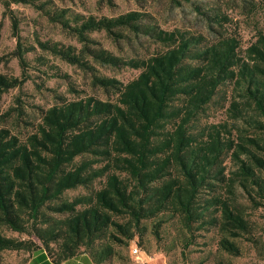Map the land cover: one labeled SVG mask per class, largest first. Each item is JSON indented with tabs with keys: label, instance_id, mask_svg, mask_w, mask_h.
<instances>
[{
	"label": "trees",
	"instance_id": "obj_1",
	"mask_svg": "<svg viewBox=\"0 0 264 264\" xmlns=\"http://www.w3.org/2000/svg\"><path fill=\"white\" fill-rule=\"evenodd\" d=\"M37 1L2 0L6 10L34 5L59 24L79 47L38 40L40 50L90 73L92 86L115 99L57 95L25 139L0 127V254L29 251L30 264H103L136 240L146 250L149 229L158 242L174 220L184 254L211 233L223 255L240 257L243 242L264 254L263 228L247 211L264 209V33L243 49L224 28L228 17L199 0L183 1L204 16L209 41L160 29L138 11L97 18ZM102 31L116 40L144 36L163 50L124 60L98 46L91 34ZM32 50L15 49L23 71ZM95 65L139 74L122 83ZM23 82L0 74V96ZM214 102L228 119L203 122ZM78 188L87 193L67 197ZM4 226L29 239L5 236Z\"/></svg>",
	"mask_w": 264,
	"mask_h": 264
},
{
	"label": "rangeland",
	"instance_id": "obj_2",
	"mask_svg": "<svg viewBox=\"0 0 264 264\" xmlns=\"http://www.w3.org/2000/svg\"><path fill=\"white\" fill-rule=\"evenodd\" d=\"M48 0H38L36 3ZM55 9H68L73 13L97 18L116 17L121 14L138 11L145 13L149 21L160 29L171 31L180 29L192 34H202L206 39L214 37L204 23V16L194 8L181 1L176 6L172 0H111V4L101 0H49ZM208 10L214 7L225 14L229 22L224 25L230 33L238 35L242 48L245 49L257 40L260 33H264V0H249L257 3L253 10L242 5L241 0H199ZM70 14V13H69ZM11 15L16 19V28H13ZM217 28V25L214 24ZM98 46L122 59L143 58L163 50L161 44L144 36H135L126 32V37L113 39L105 32L91 34ZM60 41L62 44L75 45L76 41L68 36L61 26L49 19L43 12L30 4H12L6 10L0 0V74L24 78V82L16 88L10 89L0 96V127L8 128L12 134L20 139L34 131L40 120L42 109L56 103V96L62 95L66 99L94 96L102 100L115 99L112 92L92 86L90 73L84 72L76 66L70 65L61 59L40 50L37 41ZM22 49L35 50L24 54L26 63L24 71L15 57V49L19 45ZM95 73L101 76L112 77L119 82L127 83L139 74L138 69L129 66L110 67L96 66ZM75 91L74 93L71 92ZM230 89V87H229ZM80 91V94H78ZM217 99V97H216ZM228 119L225 107L214 102L207 113L203 115V122L219 123ZM96 182L95 186H100ZM83 188L67 192L72 198L86 194ZM243 201V200H242ZM252 220L263 228L264 236V209L247 210ZM176 223L174 220L164 231L158 242L153 235L146 233L142 239L143 246L141 259L146 264H264V254H260L248 243H242V255L229 257L216 250L217 236L215 233L198 237L197 244L185 254L181 251V244L176 237ZM2 233L16 239H29L25 234L13 232L8 227H2ZM137 246V240L127 247L117 248V257L103 264H142L137 260L132 249ZM148 258H146V255ZM32 253L25 250H5L0 254V264H30ZM78 263H84L79 260Z\"/></svg>",
	"mask_w": 264,
	"mask_h": 264
},
{
	"label": "built area",
	"instance_id": "obj_3",
	"mask_svg": "<svg viewBox=\"0 0 264 264\" xmlns=\"http://www.w3.org/2000/svg\"><path fill=\"white\" fill-rule=\"evenodd\" d=\"M142 253H144V252L140 248H138L137 246H135L132 249L133 256L139 261H142L141 256H140ZM142 264H146V263L144 261H142Z\"/></svg>",
	"mask_w": 264,
	"mask_h": 264
},
{
	"label": "crops",
	"instance_id": "obj_4",
	"mask_svg": "<svg viewBox=\"0 0 264 264\" xmlns=\"http://www.w3.org/2000/svg\"><path fill=\"white\" fill-rule=\"evenodd\" d=\"M146 255V254H145ZM146 258H148V256L146 255ZM145 263H147V262H145Z\"/></svg>",
	"mask_w": 264,
	"mask_h": 264
}]
</instances>
